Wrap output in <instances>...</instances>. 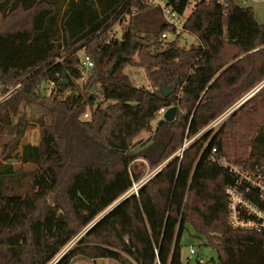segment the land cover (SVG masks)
<instances>
[{"label":"trees","instance_id":"trees-1","mask_svg":"<svg viewBox=\"0 0 264 264\" xmlns=\"http://www.w3.org/2000/svg\"><path fill=\"white\" fill-rule=\"evenodd\" d=\"M191 2L166 0L180 16ZM183 28L196 39L188 47L148 0H0V91L19 86L0 103V264H182L186 230L218 251L203 264H264V230L230 224L227 189L262 211L264 199L218 163L264 167V23L237 0H196ZM175 101L176 118L136 151ZM29 129L37 143L22 141ZM146 166L160 169L135 193Z\"/></svg>","mask_w":264,"mask_h":264},{"label":"built area","instance_id":"built-area-1","mask_svg":"<svg viewBox=\"0 0 264 264\" xmlns=\"http://www.w3.org/2000/svg\"><path fill=\"white\" fill-rule=\"evenodd\" d=\"M243 1H249V0H243ZM149 4L153 7H161L163 10V13L165 15L166 20L168 23L173 26L175 29L174 36H179L184 31L183 26L184 22H182V16L179 14L171 11V9L167 6L166 0H148ZM163 38H167L169 36L168 33H163ZM57 61L61 60L59 58H56ZM83 71L86 73L90 69L93 68L94 63L93 60L89 55L83 54L81 58ZM55 86L54 82H50L48 88L46 89V94H50L52 92V88ZM14 87L10 89L9 91L3 93L0 91V103L9 98L12 94L15 93L16 89L18 88ZM239 105V103H238ZM236 105L235 108L238 106ZM169 107H161L157 113L156 120L159 121L163 118L165 112L167 111ZM233 110V108H231ZM229 109V110H231ZM226 115V114H225ZM224 116V115H222ZM217 118L211 125L216 126L218 125L221 120H223L224 117ZM83 118L88 119L90 118V113L87 111ZM197 137H193L189 140H185L182 148L179 150L177 155L181 158L183 155V151L194 141H196ZM213 153H216V149H213ZM218 163L223 166H229L231 170L239 175V184H245L247 186V190L249 189H256L260 192V197L264 199V167L263 168H256V169H249L244 168L242 165H235L231 162H229L225 157H222L218 160ZM149 178V177H148ZM145 180L140 181L138 184L134 185V188H132V191L137 193L138 188L145 182ZM227 193L230 198V215L229 220L230 224L235 228H243V229H254L256 231H263L264 230V211L253 205L249 200H247L243 193L239 191V193L233 189L228 188ZM248 215L249 217H246ZM190 254L194 255L196 254L195 248L190 246ZM58 261V260H57ZM55 260V262H57ZM201 264L204 263L203 259H200L199 261Z\"/></svg>","mask_w":264,"mask_h":264},{"label":"rangeland","instance_id":"rangeland-1","mask_svg":"<svg viewBox=\"0 0 264 264\" xmlns=\"http://www.w3.org/2000/svg\"><path fill=\"white\" fill-rule=\"evenodd\" d=\"M239 2L240 5L242 6H250L253 8L254 10V13H255V16L257 18V21L259 23H264V0H249L248 2L246 1H243V0H237ZM195 3H196V0H192L191 4L187 7V9L185 10V13H184V16L182 17V22H185L186 18L192 13L193 9H194V6H195ZM121 28L122 26L119 24V23H116L114 26H113V31L117 32L118 35H120V32H121ZM196 42V39L193 35L187 33V32H183L182 34V37H181V43L183 46H190L192 43H195ZM125 72H127L133 82L138 85V86H145V87H150V83L148 81V78L146 76V72L140 68V67H137V66H131V65H128L126 68H125ZM47 86V83L44 84V86ZM264 85V84H263ZM249 95V94H248ZM248 95L244 96L243 98H241L239 100V103L244 100ZM238 105V104H236ZM232 106L231 108L235 109V106ZM232 109L231 110H227L224 112V117L223 120H221V122L216 125L215 127L210 125L208 126L207 128H211L213 129V131H216L217 128L230 116ZM226 114V115H225ZM220 116V117H221ZM156 122H158L157 120L155 121L154 123V126L150 131L148 130H144L142 131L136 138L137 141H140V140H143L145 141L148 137H150L151 135H153L154 131H155V128L157 126ZM37 130L36 129H29L27 134L25 135V137L22 139V141L24 143L26 142H30V143H37L38 142V137H37ZM202 134L199 133V135L195 136L197 137V139H199L201 137ZM192 138V137H191ZM185 141V140H184ZM182 148V147H181ZM146 165V164H145ZM163 166V164L161 165V167ZM147 167V166H146ZM26 169V171H30V170H33V166L30 164V165H26L24 167ZM160 169V167H157V168H150L149 166L146 168V173L145 175L137 182L134 183L135 184H138L140 181L142 180H145L146 178L147 181L152 177L154 176V174ZM146 182V181H145ZM134 185H133V188H134ZM53 203V199L52 198H48L47 200V205H50ZM82 236V233L79 234L77 237H75L74 240H72L70 242V244L65 247L57 256L56 258L53 260V263L54 261L56 260H59L62 256H64V254L66 252H68V250L70 248H72L76 243L77 241L79 240V238ZM182 264H201L199 261L200 259H203L204 260V263H207L211 256L209 254V250L211 248H209L205 243H204V240L197 237V236H194V233L193 231H188L186 230L184 233H183V236H182ZM190 246L194 247L195 248V251H196V254L194 255H191L190 254ZM103 264H120L118 263L117 261L113 260V259H103ZM70 264H96L93 260H90L88 258H85V257H82V256H77L75 257L72 262Z\"/></svg>","mask_w":264,"mask_h":264},{"label":"water","instance_id":"water-1","mask_svg":"<svg viewBox=\"0 0 264 264\" xmlns=\"http://www.w3.org/2000/svg\"><path fill=\"white\" fill-rule=\"evenodd\" d=\"M262 87V86H261ZM260 87V88H261ZM161 90L164 94V96H169L171 93L174 92V89L170 86H165V85H161ZM256 91H254L255 93ZM254 93L248 95L244 100H242L239 105L233 109L231 111V113H233L237 108H239L241 105L244 104V102H246ZM177 111H178V104L177 102L175 101L173 103L172 106H170L167 111L165 112L163 118L161 120L158 121L157 123V126L155 128V131L153 133V135H151L150 137H148L144 142H142L135 150L138 151L140 149H143L147 146H149L151 143H153L156 138H157V134H158V131H159V128L165 123V122H170V121H173L175 118H176V115H177ZM209 254L211 256V258H213L216 262L219 261V254H218V251L216 249H210L209 250ZM98 264H102L103 261L102 260H98L97 261Z\"/></svg>","mask_w":264,"mask_h":264},{"label":"crops","instance_id":"crops-1","mask_svg":"<svg viewBox=\"0 0 264 264\" xmlns=\"http://www.w3.org/2000/svg\"><path fill=\"white\" fill-rule=\"evenodd\" d=\"M238 103H239V101H237L236 104H238ZM236 104H235V105H236ZM233 106H234V105H233ZM230 109H231V108H230ZM36 132H37L36 134H37V137H38V136H39V132H38V130H37Z\"/></svg>","mask_w":264,"mask_h":264}]
</instances>
